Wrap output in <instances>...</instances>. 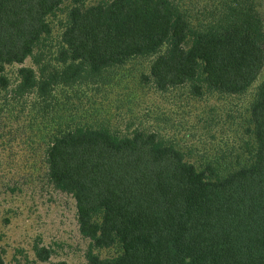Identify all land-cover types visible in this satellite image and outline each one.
Wrapping results in <instances>:
<instances>
[{"label": "trees", "instance_id": "trees-1", "mask_svg": "<svg viewBox=\"0 0 264 264\" xmlns=\"http://www.w3.org/2000/svg\"><path fill=\"white\" fill-rule=\"evenodd\" d=\"M89 1L0 0V112L14 101L31 133L56 109L58 86L104 79L137 58L149 61L145 83L159 91L188 86L193 97L244 94L264 66V0ZM64 3L61 67L36 73L23 62ZM13 64L15 83L6 73ZM244 122L246 156L234 163L193 161L143 128L47 130L46 176L75 200L88 264H264V79ZM111 248L106 257L98 252ZM36 253L48 259L46 248ZM0 264H9L1 245Z\"/></svg>", "mask_w": 264, "mask_h": 264}, {"label": "rangeland", "instance_id": "rangeland-1", "mask_svg": "<svg viewBox=\"0 0 264 264\" xmlns=\"http://www.w3.org/2000/svg\"><path fill=\"white\" fill-rule=\"evenodd\" d=\"M67 7L64 3L48 17L50 34L42 39L36 55L23 62L36 73L61 67L56 58ZM148 62L147 58H137L104 73V79L102 74L98 81L58 86L54 91L56 109L47 118L33 122V133L24 129V114L17 119L14 101L0 112V245L6 263L64 260L88 264L85 252L89 239L79 231L75 200L54 187L46 176L41 145L47 130L101 125L125 135L143 128L188 151L193 161L215 157L227 163L244 160V115L255 86L264 79V66L244 94L193 97L188 86L159 91L145 83L141 75L147 73ZM18 66H6L14 83ZM1 93L6 99L12 95L10 90ZM40 248L48 250L47 260L39 259L36 252ZM98 252L106 257L114 250Z\"/></svg>", "mask_w": 264, "mask_h": 264}]
</instances>
